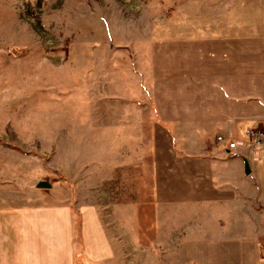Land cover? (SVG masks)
I'll return each instance as SVG.
<instances>
[{"label":"rangeland","instance_id":"obj_1","mask_svg":"<svg viewBox=\"0 0 264 264\" xmlns=\"http://www.w3.org/2000/svg\"><path fill=\"white\" fill-rule=\"evenodd\" d=\"M238 63L264 65V0H0V205L71 207L76 264L264 262L202 160L238 140L208 85Z\"/></svg>","mask_w":264,"mask_h":264},{"label":"crops","instance_id":"obj_2","mask_svg":"<svg viewBox=\"0 0 264 264\" xmlns=\"http://www.w3.org/2000/svg\"><path fill=\"white\" fill-rule=\"evenodd\" d=\"M220 66L223 69L225 64ZM243 66L244 63H238L232 79L222 77L208 85L221 96L234 97L235 100L221 105V113L211 116L217 127L215 131L218 135H234L244 145L229 151L215 140L211 146H206L211 152L202 160L209 182L222 185L227 194L236 196L237 202L232 206L241 208H234L233 212L254 215L260 208V214L264 215V146H253L246 134L248 129L264 127V65L255 69L258 76L251 81L244 80ZM249 86L251 89L247 92L244 87ZM245 99L250 103H244ZM241 123L247 124L242 135L239 133ZM247 163L251 170L249 174L245 168ZM91 216L92 229H98L94 215ZM258 220L260 230H264V217ZM86 229L91 230L90 224ZM86 229H83L84 236ZM77 230L69 206L34 205L7 210L0 205V264H76ZM255 264L264 262L256 255Z\"/></svg>","mask_w":264,"mask_h":264},{"label":"built area","instance_id":"obj_3","mask_svg":"<svg viewBox=\"0 0 264 264\" xmlns=\"http://www.w3.org/2000/svg\"><path fill=\"white\" fill-rule=\"evenodd\" d=\"M246 134L253 146H264V131H262L261 129H248ZM217 141L221 144H225L229 151L237 150L240 146L244 145L243 141H231L225 138V136L223 135H219L217 137Z\"/></svg>","mask_w":264,"mask_h":264},{"label":"water","instance_id":"obj_4","mask_svg":"<svg viewBox=\"0 0 264 264\" xmlns=\"http://www.w3.org/2000/svg\"><path fill=\"white\" fill-rule=\"evenodd\" d=\"M245 168H246V173L249 174V173L251 172V170H250V168H249L248 163L246 164V167H245ZM41 185H42V186H47L48 184H46V183H42Z\"/></svg>","mask_w":264,"mask_h":264}]
</instances>
